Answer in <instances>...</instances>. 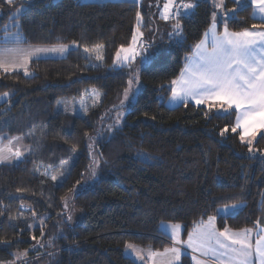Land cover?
<instances>
[{"label": "trees", "instance_id": "trees-1", "mask_svg": "<svg viewBox=\"0 0 264 264\" xmlns=\"http://www.w3.org/2000/svg\"><path fill=\"white\" fill-rule=\"evenodd\" d=\"M142 2L0 0V37L17 28L26 44L79 46L65 57L31 60L28 76L24 70H0V94L12 93L0 104V135L21 136L31 145L21 160L0 164V264L15 262L12 253L25 250L22 264H136L126 256L125 244L166 249L170 241L160 229L165 221L181 224L184 236L210 216L219 229L264 228L263 136L250 153L240 131H231L235 110L166 105L171 81L210 25L213 8L207 0H199L194 13L177 17L182 43L165 33L149 45L150 59L139 70L142 90L111 134V120L103 122L130 78L129 69H116L113 61L131 42L137 12L145 16L143 28L150 29ZM22 4L23 12L12 16ZM246 5L225 1V11L235 10L225 20L229 30L264 29ZM97 46L101 62L97 52L87 55L82 49ZM89 88L101 101L85 114L57 108ZM100 125L103 137L97 136ZM68 163L64 178L53 181ZM234 203L243 207L217 212ZM68 205L79 212L76 221ZM181 264H192L190 257L184 255Z\"/></svg>", "mask_w": 264, "mask_h": 264}, {"label": "snow or ice", "instance_id": "snow-or-ice-1", "mask_svg": "<svg viewBox=\"0 0 264 264\" xmlns=\"http://www.w3.org/2000/svg\"><path fill=\"white\" fill-rule=\"evenodd\" d=\"M5 2L8 5H13L15 0H5ZM26 2L30 3L31 0H26ZM133 2L136 3L138 0H133ZM233 2L247 6L246 0H233ZM248 2L255 9L254 15L259 14L260 18L264 20V0H248ZM198 3L199 0L187 3L181 0L177 6V0H165L160 13L161 18L168 21L181 15L192 14ZM215 6L224 8V0H219ZM20 11L22 9H17V15ZM229 13L234 16L235 10H228L226 15ZM136 21L137 30L132 36V43L128 47L121 46L117 51L114 66L130 67L137 56H144L142 63L148 62L150 59L149 56L144 55L146 48L140 41V37L143 36V33L140 32V27L143 26V17L140 12L136 13ZM172 34L180 37L176 41L177 44L182 43L184 38L178 20L173 27ZM15 39L19 44L18 34ZM69 51L68 45L30 47L28 49L5 48L0 50V70L7 73L10 70L15 72L23 69L24 75L28 76L27 63L31 57L39 58L41 54L48 53L63 56ZM84 51L87 53L89 49L85 48ZM96 58L103 59L99 55ZM187 59L188 63L181 70L179 78L171 81L172 100L187 104L188 100L192 99L197 105H208L210 110L217 105H219L218 110L224 112L235 109L236 123L231 131L236 133L237 129L241 130L240 140L244 142L248 138V150L251 153L253 151L252 141L258 132L264 130V30L253 25V30L231 32L225 21L223 33L218 34L216 13L214 12L213 22L204 33V38L195 45V55ZM136 79L137 77H133L128 81L129 88L125 90V99L128 98L133 81ZM9 95L6 92L0 99H6ZM226 131H228L227 128L222 130L221 135L223 136ZM13 139L19 140V137ZM11 144L12 140H9L7 146L0 143V164L11 163L13 159L20 160L22 158L23 153L19 149L13 152ZM91 147L90 144L89 149ZM72 151H75V148ZM44 174L48 175L47 172ZM92 174L95 176V169ZM51 179L55 181L57 176L52 175ZM232 207L239 206L233 205ZM219 211L227 212V209ZM214 221L215 217L210 216L206 223L201 222L194 231L188 233L186 241L180 239L181 225L165 226L164 231L170 234L173 246L166 248L163 253L150 252V256L165 257V264H180L182 256L180 245H184L193 253H199L200 257L214 259L216 264H253V257L256 258L257 264H264V236L257 239L253 246L250 229L230 233L226 228L223 232H217ZM125 248L131 249L138 258L140 257L141 250L135 245L126 243ZM12 255L17 260H21L27 255V250L24 253H12ZM192 260L194 264H207V260L198 258L196 255L192 256Z\"/></svg>", "mask_w": 264, "mask_h": 264}, {"label": "rangeland", "instance_id": "rangeland-1", "mask_svg": "<svg viewBox=\"0 0 264 264\" xmlns=\"http://www.w3.org/2000/svg\"><path fill=\"white\" fill-rule=\"evenodd\" d=\"M20 1H22V0H20ZM82 1H86V2H90V1L102 2V1H107V0H82ZM159 1L161 2L160 5L158 4ZM138 2L140 4L143 3L142 0H138ZM164 2H165V0H146V3L143 4V9L147 12V15H148L147 16L148 21L151 23L150 29H144L143 28L144 25H145L144 22H143V26L140 27V32L143 33V36L140 37V41L143 43L144 47L146 48V52H148L147 49H148L149 45L152 44V43L158 42V39L161 38L162 36H164L165 33L167 35H170V38H171L170 40L171 41L176 42L177 40L180 39V37L172 34L173 33V27L175 26L177 20L169 22V20L165 21V20H163L161 18L160 13H161V11L163 9ZM25 6H26L25 4H22L18 8V9H22V11H20V13L23 12V10L25 9ZM155 7H156V9H155ZM214 11H215V9H213V12ZM140 14H141V12H140ZM1 15H2V13L0 11V16ZM12 16H14V17L17 16V10L14 11ZM141 16L143 17V21H144L145 20V16H143V14H141ZM154 16H155V20L156 21H154ZM14 24H17V21H15V20L12 21L9 26L12 27ZM136 30H137V25H136V27L134 29V32H133L132 36L136 33ZM16 35H17V33H14V34L10 35L9 38H11V39L15 38ZM131 43H132V38H131L130 44ZM60 45H68L70 50L79 47L77 43L58 44V45H51V46L50 45L25 44V47L23 49H28L30 47H53V46H60ZM128 46H125V47H128ZM7 47H9V46H7ZM82 49L84 51L85 48H82ZM101 50H102V48L100 46H97V47H94L92 49H89V52H87V53L85 51L84 52L87 55L91 54V53H94V52H97L99 54V56H101ZM146 52H145L144 55H147ZM68 53H66L63 56H61L59 54H56V53L41 54L39 56V58H61V57H65ZM121 55H123V54H121ZM33 58L34 59H38L37 57L33 56V57L30 58V60L33 59ZM115 59H116V54L114 56V61H115ZM102 60L103 59H98L99 62H101ZM143 60H144V56H137L136 59L134 61H132L130 67L125 66L131 72L129 80L132 79L133 77H137V79L133 81V84L131 86V90L128 93V98L125 99V96H124L125 90L129 88V84L127 83V86L124 89L121 98L116 103H114L111 106H109L106 109V111L104 112L103 122L104 123L107 122V124H109L110 120H111V123L108 126L110 134L115 129V127L117 128L118 125L121 123V121L124 119V117L127 114L131 104L136 100L138 93L143 88V85H142V82H141L140 76H139V70L141 69L143 64H145V63H142ZM114 61H113V66H114ZM27 64L29 65V63H27ZM114 67L116 69L122 68V67H119V66H114ZM19 70H23V69H19ZM7 93L10 94L9 97L6 98V99H0V102L3 103L5 101H8V99L10 98L12 93L11 92H7ZM3 94L4 93H1L0 97H2ZM100 101H101L100 93L96 89L89 88L81 96H79L77 98H72V99H70V100H68V101H66L64 103H59L57 105V108L59 110L61 109V110L65 111V112H69V113H72V114H75V115H82V114H85V112L87 111V109L89 108L90 105H93V104L97 105V104L100 103ZM113 124H115L116 126H114ZM104 131H105L104 126L100 125V127L97 129V133H98L97 136L98 137H103L104 134H105ZM16 137H19V140L13 139L14 137L6 138V136L0 135V143H2L3 145L7 146L9 140H12V144L10 145V147L12 148L13 152L16 151V149H19L23 153V156H22V158H23L25 156V154L29 151L31 145L26 144L24 142V140H23V137H21V136H16ZM254 142L255 141H252V144ZM17 161H19V160L13 159L11 161V163H14V162H17ZM11 163L5 162L3 164H11ZM69 164L70 163H68L67 165L64 164L59 169V172L56 175L57 176V179H56L57 181L60 182L64 178V176H65L64 172L67 171V167L69 166ZM93 167L95 168V163H94ZM233 205H238L239 207L233 208L232 207ZM69 206H70L72 219L74 221H76L79 218V212L75 208H73L71 205H68V207ZM242 207H243V203L227 204V205L219 206L217 208V212L219 214H227L229 212H236L237 210L241 209ZM225 208L227 209V212L219 211V210L225 209ZM133 245H135V244H133ZM135 246L138 249L141 250L139 258L136 256L135 253L132 252L131 249H126L125 248V250H124L125 254L133 256L134 258H136V260L138 261L137 264H154V257L153 256L151 257V261L149 259L145 258V256L148 254V250L147 249H144V248H142V247H140L138 245H135ZM21 262H22V260H17L16 259V261L11 263V264H22Z\"/></svg>", "mask_w": 264, "mask_h": 264}, {"label": "crops", "instance_id": "crops-1", "mask_svg": "<svg viewBox=\"0 0 264 264\" xmlns=\"http://www.w3.org/2000/svg\"><path fill=\"white\" fill-rule=\"evenodd\" d=\"M132 1H133V0H132ZM142 1H143V0H142ZM207 1L212 5V8L215 9L214 12L216 13V26H217V33H218V34H221V33H223V30H224V27H225V26H224L223 29L220 31V30H219V24H220V23H224L225 20H226V17L232 16V15H231L230 13L226 15V12H227L228 10L225 11V7H224V8H218V7L215 6L216 3L219 2V0H207ZM225 1H226V0H224V5H225ZM187 2H194V0H185V3H187ZM246 4H250V2H248V0H246ZM237 5H238V4H237ZM239 6H241V5H239ZM232 10H234V9H232ZM214 12L212 11V14H211V22H210V25H211L212 22H213V13H214ZM252 12H253V16H254V18H256V19H258V20H261V21H264V20H262V19L260 18L259 14L254 15L255 9H254L253 6H252ZM189 15H190V14H189ZM181 16H182V15H181ZM210 25L208 26V28L206 29V31L209 29ZM228 30H229V29H228ZM248 30H253V29H248ZM261 30H264V29H261ZM206 31H205V32H206ZM229 31H231V32H240V31H232V30H229ZM205 32H204V33H205ZM14 33H17V34L19 35V37H20V43H19V44L16 43V39H15V38H12V39L9 38V36L12 35V34H14ZM203 38H204V35H203L202 39H203ZM198 43H199V42H198ZM25 44H26V43L23 42V37H22L21 33L19 32V30H18L17 28H13V29H10V30L6 31V32L0 37V50L5 49V48H16V47L24 48V47H25ZM7 46H9V47H7ZM27 46H28V45H27ZM194 55H195V47H194L192 53H191L187 58H191V57H193ZM33 59H34V58H33ZM33 59H31V60H33ZM31 60L29 59V60H28V63H30ZM144 63H146V62H144ZM187 63H188V59H186L183 68L185 67V65H186ZM27 67H28V64H27ZM183 68H182V69H183ZM180 73H181V72H180ZM179 76H180V74H179L175 79H178ZM175 79H174V80H175ZM1 103H2V102H0V104H1ZM187 103H191V104H194V105H196V106H208V105H197V104L195 103V101L192 100V99H189ZM181 104H184V102H182V101H174V100H172V93L170 94V96H169L168 99L166 100V105H167L169 108H175V107H177V106H179V105H181ZM226 107H227V106L225 105V108H226ZM214 108H216V111H218V112H220V113H226V112H224V111H222V110H218V109H219V105H217V106L214 107ZM229 110H231V109H229ZM229 110H228V111H229ZM233 110H235V109H233ZM228 111H227V112H228ZM235 113H236V111H235ZM235 115L237 116V113H236ZM236 116H235V123H236ZM238 130L241 131L240 129H238ZM260 135L263 136V140H264V130H261L260 132H258L257 135H256V137H255V139H254L253 141H256L257 138H258ZM247 139H248V138H246V141H247ZM235 211H236V210H235ZM237 211H238V210H237ZM232 213H234V212H229V213H227V214H232ZM225 215H226V214H225ZM207 221H208V219H207V220H204V221H200V222H198L197 224H195V226H194L189 232L194 231V229H195L197 226H199V225L201 224V222H205V223H206ZM170 224H175V223H171V222H166V221H165V222H162V223L160 224V229H161V231L163 232L164 235L167 236V238H168L169 241H170V245H169L167 248H170V247L173 246V241L170 239V234H167V233L164 231L165 226L170 225ZM176 224H178V223H176ZM214 224H215V228H216L217 232H223V231L225 230V229H219V228L217 227L215 221H214ZM179 225H181V224H179ZM246 229H250V230H251V233H250V239H251V241H252V243H253V246L255 245V241H256L257 239H259L261 236H264V228H262V227L243 228V229H228V230H229V232L231 233V232H240V231H243V230H246ZM189 232H188V233H189ZM187 235H188V234H187ZM187 235L184 236V227L181 225L180 239L186 241V240H187ZM140 247H141V246H140ZM180 247H181V251H182L181 261H182V257H183L184 255H188V256L190 257V260H191L192 264H194V261L192 260V256H193V255H196L198 258H202V259L207 260V264H216V262H215L214 259L200 257V254H199V253H193L191 249H188V248H187L186 246H184V245H180ZM142 248H144V247H142ZM144 249H147V250H148V254L145 256V258H146V259H149L150 261H151V257H152V256H150V252H153V253H163L164 250H165V249H164V250H153V249H150V248H144ZM126 256H128V257L131 258V259H133V260L135 261L136 264L138 263V261L136 260V258H134L133 256H130V255H126ZM165 259H166V258H165V257H162V256L154 257V264H165ZM181 261H180V264H181ZM252 262H253V264H257V261H256V258H255V257L252 258Z\"/></svg>", "mask_w": 264, "mask_h": 264}, {"label": "built area", "instance_id": "built-area-1", "mask_svg": "<svg viewBox=\"0 0 264 264\" xmlns=\"http://www.w3.org/2000/svg\"><path fill=\"white\" fill-rule=\"evenodd\" d=\"M183 2L185 3V0H183ZM180 3H181V0H177V6H179ZM181 11H183V10H181ZM176 19H177V17L174 19H171L170 21H175Z\"/></svg>", "mask_w": 264, "mask_h": 264}]
</instances>
